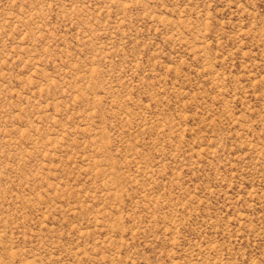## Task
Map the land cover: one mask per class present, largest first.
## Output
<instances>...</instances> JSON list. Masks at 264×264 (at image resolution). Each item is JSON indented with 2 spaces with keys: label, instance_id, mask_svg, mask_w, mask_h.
<instances>
[{
  "label": "rangeland",
  "instance_id": "rangeland-1",
  "mask_svg": "<svg viewBox=\"0 0 264 264\" xmlns=\"http://www.w3.org/2000/svg\"><path fill=\"white\" fill-rule=\"evenodd\" d=\"M0 264H264V0H0Z\"/></svg>",
  "mask_w": 264,
  "mask_h": 264
}]
</instances>
